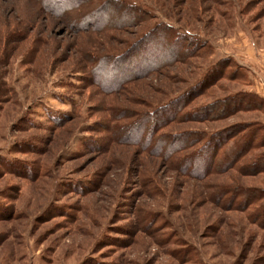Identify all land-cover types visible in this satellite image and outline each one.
<instances>
[{
	"label": "rangeland",
	"instance_id": "374dc122",
	"mask_svg": "<svg viewBox=\"0 0 264 264\" xmlns=\"http://www.w3.org/2000/svg\"><path fill=\"white\" fill-rule=\"evenodd\" d=\"M97 3L109 7L104 19H117L118 30L81 33L42 13L35 0H0V264H264V225L251 218L252 208L234 209L229 195L220 197L225 188L264 189V174L187 178L146 140L139 147L124 138L138 112L196 93L221 64L242 83L216 81L188 108L191 115L240 91L264 99V0ZM126 5L147 19L124 17ZM14 23L37 25L30 45L5 43ZM160 24L173 30V44L188 41L184 62L122 76L111 93L97 87L113 72L96 64L92 77L88 56L117 61ZM165 43L158 55L177 52ZM130 60L120 69L139 62ZM255 122L264 124V112L163 132L205 134Z\"/></svg>",
	"mask_w": 264,
	"mask_h": 264
},
{
	"label": "trees",
	"instance_id": "16d2710c",
	"mask_svg": "<svg viewBox=\"0 0 264 264\" xmlns=\"http://www.w3.org/2000/svg\"><path fill=\"white\" fill-rule=\"evenodd\" d=\"M35 3L42 13L59 19V22L66 21L64 23L70 29L78 30L81 33L103 35L109 31L119 29L118 26L114 25L117 19L115 20L113 17L107 20L104 19V11L109 7H102L97 3V0H35ZM125 9L127 14L124 17L126 18L129 17L134 19V21H139V23L147 19L145 10L143 11L135 6L130 8L127 5ZM14 24H11L8 28L9 35L6 39L10 40L5 43H8V46L14 44L15 50L25 47V45H30L29 39L33 38L32 32L37 29V25L17 29L18 26L16 25L18 23ZM171 31L173 30L167 25H154L139 41L130 45L134 52L130 54L126 52V55L124 53L119 56L117 61L106 55H87L88 62L86 65L88 72L92 73V77L97 70L95 69L96 64L104 67L109 66L108 72H113L108 77L109 79H104L105 84H103L104 82H96L97 87L100 84L103 92L111 93L118 88L119 79L122 76H131L129 74L133 76L136 73L146 76V74L160 70V67L165 62L168 66L173 62H184L182 57L185 52L182 53L181 49L184 46L183 44L188 41L179 38V41L173 44ZM162 40L167 41L165 43ZM169 42H172L173 48L177 47V52H172L163 57L158 55V52L164 46L163 44H168ZM201 46L194 51L195 54H197ZM188 52L190 53V50ZM131 58H136L139 62L129 66ZM163 59H166V61H163ZM24 60L25 66L33 62V59L28 58L26 55ZM122 60L124 63H120ZM127 61L129 62L128 66L120 69V65L123 66ZM113 67L114 69H112ZM228 68L231 67L221 64L214 77L207 78V80L204 78V83L200 81L194 94H183L179 98L160 104L150 111L138 112L134 117L138 121L129 122L125 126V129H127L124 136L125 141L129 138L131 143L140 147L141 142L146 140L145 143L147 144L144 146L153 147L152 152L162 160H166L169 163L170 161L176 162L179 172L187 178L200 180L229 170H236L243 174L249 173L251 175L264 174V152H260L262 149L264 150V124L262 123L238 124L205 134L188 131L184 134L175 135L163 132L174 124H184L190 121L215 122L241 112H264V99L252 92L240 91L236 95L215 100L199 108V115L190 114L188 108L194 103L196 98L206 94L216 81L227 80L242 83L237 79L238 71L236 70V73L235 71L228 72ZM110 82H113V85L109 86ZM243 85L248 86L249 84ZM189 118H192V120H189ZM193 135L196 136L194 141H192ZM196 143L199 144L198 147H194ZM187 150L191 151L183 156V160L180 159L179 161L176 159L179 153ZM258 151L259 153L256 155ZM242 166H245L244 170L241 169ZM8 168L10 169V167ZM228 195L234 209H246L245 211H247L252 208L251 218L256 223L259 222V224L264 225V189L237 187L220 190L221 199Z\"/></svg>",
	"mask_w": 264,
	"mask_h": 264
}]
</instances>
